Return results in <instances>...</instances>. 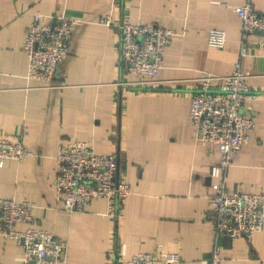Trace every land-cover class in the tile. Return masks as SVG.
Returning a JSON list of instances; mask_svg holds the SVG:
<instances>
[{
  "label": "crops",
  "instance_id": "1",
  "mask_svg": "<svg viewBox=\"0 0 264 264\" xmlns=\"http://www.w3.org/2000/svg\"><path fill=\"white\" fill-rule=\"evenodd\" d=\"M244 0H0V123L34 155L0 165V197L28 200L34 228L67 242V264H119L139 251L165 264L168 251L180 259L169 264H209L215 242L208 197L219 171L217 148L196 138L189 122L190 95L203 72L230 73L238 60L241 36L235 7ZM264 14V0H253ZM34 11L74 18L67 55L58 64L53 86L26 78L22 50ZM142 21L171 29L163 64L153 88L133 90L119 84V32L100 22ZM212 28L226 34L221 49L207 44ZM256 34L245 37L248 54L240 66L247 84L258 91L255 130L227 172L229 191L264 193V52ZM222 80L216 78L212 87ZM83 140L98 153L118 151V178L131 193L114 220L105 200L83 211L66 210L57 199L54 156L62 142ZM114 220V221H113ZM25 225L17 224V229ZM217 242V239H216ZM219 264H264V227L248 236L218 239ZM22 249L0 237V264H21Z\"/></svg>",
  "mask_w": 264,
  "mask_h": 264
},
{
  "label": "built area",
  "instance_id": "2",
  "mask_svg": "<svg viewBox=\"0 0 264 264\" xmlns=\"http://www.w3.org/2000/svg\"><path fill=\"white\" fill-rule=\"evenodd\" d=\"M111 1L118 5L123 0ZM125 1L121 2L122 6ZM234 10L241 26L238 60L227 75L217 77L205 71L197 78L188 111L196 138L215 146L219 152V179L208 197L215 238L209 264H219L221 259L219 237L248 236L264 227V193L230 192L226 188L227 168L255 130L254 103L259 93L247 84L249 72L240 66V59L249 51L245 37L256 34L257 47L264 52V14L254 10L253 0H244ZM74 22L64 12L50 20L48 15L34 11L22 43L28 80L41 87L54 85V74L67 55ZM100 22L114 26L119 32L120 72L131 77L120 79L119 84L133 90L153 88L174 32L142 21H113L109 15L101 17ZM206 40L209 46L221 49L226 40L225 31L212 28ZM216 78L222 82L214 88L212 81ZM23 134L21 130L18 139H11L0 123V165L4 159L20 162L35 154L20 139ZM118 155V151L98 153L91 143L83 140L60 143L54 156V186L62 206L66 210L83 211L91 201L104 199L105 215L116 220L131 193L129 185L118 178ZM33 207L34 203L28 200L0 197V237L11 238L21 247V264H67V242L31 226ZM17 224L25 227L17 229ZM179 259V253L168 251L163 262L169 264ZM119 264H156V258L152 252L139 251L121 258Z\"/></svg>",
  "mask_w": 264,
  "mask_h": 264
},
{
  "label": "rangeland",
  "instance_id": "3",
  "mask_svg": "<svg viewBox=\"0 0 264 264\" xmlns=\"http://www.w3.org/2000/svg\"><path fill=\"white\" fill-rule=\"evenodd\" d=\"M234 159V158H233ZM233 159H232V161H233ZM232 161H231V164H232ZM230 164V165H231ZM230 165H229V167H230ZM229 167L227 168V172H228V169H229ZM217 168H218V163H217ZM218 171H219V168H218ZM227 172H226V180H227ZM219 174H220V172H219ZM218 179H219V175H218ZM218 179H217V181H218ZM216 181V182H217ZM216 182H215V184H216ZM227 188V187H226ZM228 190V189H227ZM229 191V190H228ZM234 191H236V190H234ZM231 192V191H230ZM238 192H241V191H238ZM257 193H261V192H257Z\"/></svg>",
  "mask_w": 264,
  "mask_h": 264
}]
</instances>
